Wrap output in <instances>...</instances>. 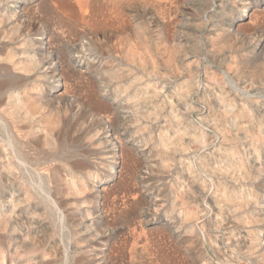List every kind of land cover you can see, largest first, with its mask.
<instances>
[{
	"label": "rangeland",
	"instance_id": "374dc122",
	"mask_svg": "<svg viewBox=\"0 0 264 264\" xmlns=\"http://www.w3.org/2000/svg\"><path fill=\"white\" fill-rule=\"evenodd\" d=\"M0 264H264V0H0Z\"/></svg>",
	"mask_w": 264,
	"mask_h": 264
},
{
	"label": "bare ground",
	"instance_id": "6f19581e",
	"mask_svg": "<svg viewBox=\"0 0 264 264\" xmlns=\"http://www.w3.org/2000/svg\"><path fill=\"white\" fill-rule=\"evenodd\" d=\"M252 14V13H251ZM12 77V76H11ZM14 83V82H13ZM10 85V84H9ZM61 90V89H60ZM122 115V114H121ZM76 157V156H75ZM49 199V198H48ZM133 229V228H132ZM139 232V231H138ZM138 240V239H137ZM140 243V242H139ZM133 245V244H132ZM137 248V247H136Z\"/></svg>",
	"mask_w": 264,
	"mask_h": 264
}]
</instances>
